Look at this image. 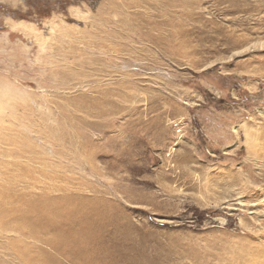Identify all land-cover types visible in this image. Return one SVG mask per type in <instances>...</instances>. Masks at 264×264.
<instances>
[{
  "label": "rangeland",
  "instance_id": "obj_1",
  "mask_svg": "<svg viewBox=\"0 0 264 264\" xmlns=\"http://www.w3.org/2000/svg\"><path fill=\"white\" fill-rule=\"evenodd\" d=\"M0 264H264V0H0Z\"/></svg>",
  "mask_w": 264,
  "mask_h": 264
}]
</instances>
